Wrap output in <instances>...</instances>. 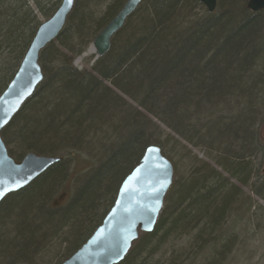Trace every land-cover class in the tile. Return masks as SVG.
<instances>
[{
  "label": "trees",
  "instance_id": "16d2710c",
  "mask_svg": "<svg viewBox=\"0 0 264 264\" xmlns=\"http://www.w3.org/2000/svg\"><path fill=\"white\" fill-rule=\"evenodd\" d=\"M247 1L217 0L208 13L199 0H142L109 51L77 69L74 59L126 0H74L39 53L42 82L1 131L14 160L28 152L60 160L0 202V264L67 259L145 148L165 156L164 136L205 148L209 159L175 173L153 230L140 232L118 264H147L157 254L172 264H220L233 251L237 233L227 225L244 189L264 200V10L251 12ZM59 4L0 0V94ZM68 183L66 203L53 205Z\"/></svg>",
  "mask_w": 264,
  "mask_h": 264
},
{
  "label": "water",
  "instance_id": "95a60500",
  "mask_svg": "<svg viewBox=\"0 0 264 264\" xmlns=\"http://www.w3.org/2000/svg\"><path fill=\"white\" fill-rule=\"evenodd\" d=\"M208 13H213L217 0H199ZM74 0H60L56 11L41 22L14 76L0 95V188L9 194L26 187L60 159L26 153L20 160L12 159L1 139V131L31 97L43 80L38 63L40 51L62 30ZM142 0H126L119 12L94 38L96 58L110 49L112 36ZM251 12L264 10V0H248ZM173 180V166L160 148L149 145L138 164L120 183L114 202L101 223L86 241L60 264H118L129 251L139 233L153 230L164 197Z\"/></svg>",
  "mask_w": 264,
  "mask_h": 264
},
{
  "label": "rangeland",
  "instance_id": "374dc122",
  "mask_svg": "<svg viewBox=\"0 0 264 264\" xmlns=\"http://www.w3.org/2000/svg\"><path fill=\"white\" fill-rule=\"evenodd\" d=\"M41 20V19H40ZM44 20H41L43 22ZM91 50V51H90ZM95 59L96 54L92 45L90 44L86 51L76 57L73 61V66L77 69H89L90 65H86L88 59ZM161 139L164 140V153L167 159L170 160L172 166H175L173 179L175 173L179 175H185L191 166L195 163H201L209 158V151L205 148L191 147L183 142H177L175 139L164 136ZM83 162L73 166L72 174L80 172L84 166ZM71 178V177H70ZM71 184L68 183V187L64 189V192L59 194V191L53 196V205L65 204L71 193ZM239 209L237 218H233L229 221L228 227L230 231L237 233L236 245L233 251L222 260L220 264H264V200H260L255 195L251 194L250 191L245 188L244 193L240 198ZM249 203L251 209H243L245 204L242 202ZM242 207V208H241ZM238 219V220H237ZM234 225V227H233ZM180 242V241H178ZM182 243L176 244V249L180 250L185 247L183 243L185 239L181 240ZM166 248V247H165ZM165 248L162 249L165 251ZM170 248H166L169 250ZM162 252V251H161ZM167 254H157L147 264H172L167 260ZM174 264V263H173ZM175 264H200L197 260L190 259L189 261L176 262Z\"/></svg>",
  "mask_w": 264,
  "mask_h": 264
},
{
  "label": "snow or ice",
  "instance_id": "6c2138e0",
  "mask_svg": "<svg viewBox=\"0 0 264 264\" xmlns=\"http://www.w3.org/2000/svg\"><path fill=\"white\" fill-rule=\"evenodd\" d=\"M71 2V0H69V3ZM0 184H2V182H0ZM8 189L6 188H0V196H3L5 191H7Z\"/></svg>",
  "mask_w": 264,
  "mask_h": 264
},
{
  "label": "bare ground",
  "instance_id": "6f19581e",
  "mask_svg": "<svg viewBox=\"0 0 264 264\" xmlns=\"http://www.w3.org/2000/svg\"><path fill=\"white\" fill-rule=\"evenodd\" d=\"M91 51V50H90ZM1 95V94H0Z\"/></svg>",
  "mask_w": 264,
  "mask_h": 264
}]
</instances>
